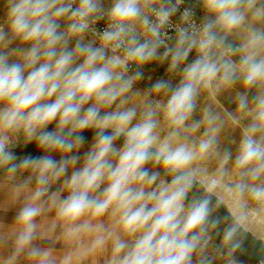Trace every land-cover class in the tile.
Masks as SVG:
<instances>
[{
    "label": "clouds",
    "instance_id": "clouds-1",
    "mask_svg": "<svg viewBox=\"0 0 264 264\" xmlns=\"http://www.w3.org/2000/svg\"><path fill=\"white\" fill-rule=\"evenodd\" d=\"M0 264H264V0H0Z\"/></svg>",
    "mask_w": 264,
    "mask_h": 264
}]
</instances>
